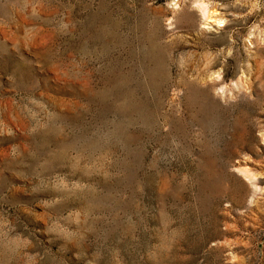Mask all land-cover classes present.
Returning <instances> with one entry per match:
<instances>
[{
  "label": "rangeland",
  "instance_id": "374dc122",
  "mask_svg": "<svg viewBox=\"0 0 264 264\" xmlns=\"http://www.w3.org/2000/svg\"><path fill=\"white\" fill-rule=\"evenodd\" d=\"M0 264H264V0H0Z\"/></svg>",
  "mask_w": 264,
  "mask_h": 264
},
{
  "label": "bare ground",
  "instance_id": "6f19581e",
  "mask_svg": "<svg viewBox=\"0 0 264 264\" xmlns=\"http://www.w3.org/2000/svg\"><path fill=\"white\" fill-rule=\"evenodd\" d=\"M204 4V3H203ZM208 15V14H207Z\"/></svg>",
  "mask_w": 264,
  "mask_h": 264
}]
</instances>
